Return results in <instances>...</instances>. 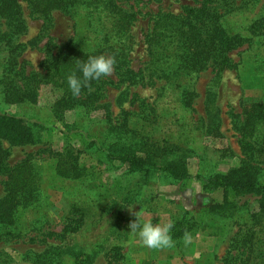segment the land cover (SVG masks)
Instances as JSON below:
<instances>
[{"label": "rangeland", "instance_id": "obj_1", "mask_svg": "<svg viewBox=\"0 0 264 264\" xmlns=\"http://www.w3.org/2000/svg\"><path fill=\"white\" fill-rule=\"evenodd\" d=\"M202 1L123 0V8L136 15L128 51L133 72L122 77L113 71L103 78L96 105L69 111L62 119L42 97L8 103L4 85L12 77L41 72L47 49L69 42L90 47L87 11L74 17L54 12L45 19L32 14L26 0H18L23 26L10 38V48L0 20V113L21 118L41 136L39 143L23 145L0 138L4 164L12 167L29 160L39 184L35 204L19 213L21 237L0 238V264H222L228 253H236L234 235L257 204L252 197L238 198L206 181L246 159L236 124L242 120V101L264 97V30L254 36L246 31L264 18L263 6L224 15L230 33L247 39L228 54L235 68L179 77L176 86L170 84L175 78L146 76L145 36L153 20L159 14L199 8ZM186 88L195 93L189 108L181 103ZM120 129L165 147V158L183 161L189 179L174 183L162 173L131 170L92 145L109 143ZM62 149L79 158L86 169L83 178L56 176L54 154ZM260 168L259 184L264 186V165ZM5 180L0 176V199ZM132 211L154 224H173L182 234L173 237L176 246L145 247L128 227L135 219ZM185 230L193 236L188 247L181 239Z\"/></svg>", "mask_w": 264, "mask_h": 264}, {"label": "trees", "instance_id": "obj_2", "mask_svg": "<svg viewBox=\"0 0 264 264\" xmlns=\"http://www.w3.org/2000/svg\"><path fill=\"white\" fill-rule=\"evenodd\" d=\"M26 3L32 14L45 19L54 12L74 17L86 10L87 29L93 34L92 45L85 49L69 42L47 49L41 72L8 79L4 85V98L8 103L36 102L42 97L56 117L62 119L69 111L86 110L96 105L104 86L102 77L99 81H91L94 91L84 88L79 96H73L67 76L73 71L82 75L78 63L87 61L89 56L114 54L116 74L125 77L133 72L129 67L128 51L130 29L136 15L123 8V0H26ZM258 4L264 8V0H203L199 8H184L179 15H157L145 36L149 57L146 76L161 74L168 80L175 78L170 84L176 86L179 77L188 78L208 69L235 68L228 54L247 39L230 33L224 15ZM0 20L9 33L6 40H12L10 38L23 26L18 0H0ZM259 22H253L246 32L254 36L256 31L264 30V18ZM11 43L9 41L8 48ZM142 71L139 73L145 75ZM194 98L195 93L186 88L181 94V103L189 108ZM236 130L241 136L246 159L239 167L214 175L206 183L213 188L230 190L238 198L252 197L257 211L239 225L232 240L236 253H228L222 264H264V186L259 184L260 167L264 165V97L242 101V120L236 124ZM40 137V132L34 131L21 118L0 113L1 139L23 145L39 143ZM92 145L131 170L162 173L174 183H182L190 177L183 161H168L164 156L165 147L150 143L144 136H136L132 130L120 129L109 143L95 141ZM54 157L57 177L78 180L85 176L86 169L69 149L56 152ZM2 175L6 180L5 195L0 199V238H19L22 235L19 213L32 207L38 197L37 174L29 160L8 167L0 154ZM176 226L181 227V222H176ZM179 233L172 228L173 237L182 235Z\"/></svg>", "mask_w": 264, "mask_h": 264}, {"label": "clouds", "instance_id": "obj_3", "mask_svg": "<svg viewBox=\"0 0 264 264\" xmlns=\"http://www.w3.org/2000/svg\"><path fill=\"white\" fill-rule=\"evenodd\" d=\"M116 57L114 54H100L89 56L87 61L78 63L77 68L82 75H78L76 71L71 72L67 76V83L73 96H79L82 89L87 88L89 92L94 91L91 81H99L102 77L110 76L116 66ZM132 208H129L131 211ZM135 217L128 227L130 232L136 236L141 243L149 249H169L176 246L171 230L174 227L171 223L160 222L154 224L150 219H144L140 212L132 211ZM185 247L193 243L192 233L185 230L182 236Z\"/></svg>", "mask_w": 264, "mask_h": 264}]
</instances>
